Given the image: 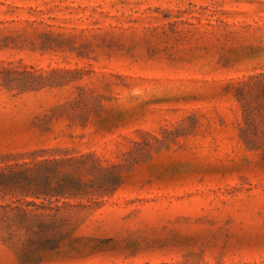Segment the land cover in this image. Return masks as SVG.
Segmentation results:
<instances>
[{
    "label": "rangeland",
    "instance_id": "374dc122",
    "mask_svg": "<svg viewBox=\"0 0 264 264\" xmlns=\"http://www.w3.org/2000/svg\"><path fill=\"white\" fill-rule=\"evenodd\" d=\"M262 74L264 0H0V264H264Z\"/></svg>",
    "mask_w": 264,
    "mask_h": 264
},
{
    "label": "trees",
    "instance_id": "16d2710c",
    "mask_svg": "<svg viewBox=\"0 0 264 264\" xmlns=\"http://www.w3.org/2000/svg\"><path fill=\"white\" fill-rule=\"evenodd\" d=\"M260 83H262V84H264V74H262L261 75V78H260ZM73 107V106H72ZM37 194H39V193H37ZM30 202H27V204H29ZM38 208H41V209H48L47 207H45V206H40V207H38ZM50 210H51V208H49ZM22 212L24 213V215L26 214V212L24 211V210H22ZM58 212H59V207H55L54 208V213L53 214H51V217H53V216H55L56 214H58ZM48 215V214H47Z\"/></svg>",
    "mask_w": 264,
    "mask_h": 264
}]
</instances>
